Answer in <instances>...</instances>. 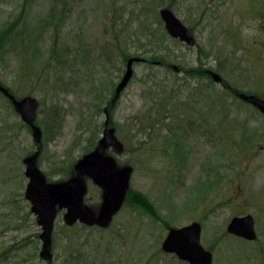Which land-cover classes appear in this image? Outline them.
I'll return each instance as SVG.
<instances>
[{
    "label": "rangeland",
    "instance_id": "374dc122",
    "mask_svg": "<svg viewBox=\"0 0 264 264\" xmlns=\"http://www.w3.org/2000/svg\"><path fill=\"white\" fill-rule=\"evenodd\" d=\"M257 3L264 0H0V85L38 101L36 164L49 183L71 178L97 145L126 60L165 63L134 64L109 114L123 152L107 154L133 169L122 209L106 229L67 226L59 212L51 264H172L161 250L167 229L192 222L201 224L213 264H264V117L237 96L264 97V7L258 12ZM162 9L195 45L166 33ZM200 67L232 91L183 71ZM95 85L106 90L100 98ZM197 115L198 122L187 120ZM35 152L31 130L0 96V264H47L24 197L22 161ZM86 187L85 203L96 213L101 191L90 181ZM246 215L253 242L226 233L233 217Z\"/></svg>",
    "mask_w": 264,
    "mask_h": 264
},
{
    "label": "water",
    "instance_id": "95a60500",
    "mask_svg": "<svg viewBox=\"0 0 264 264\" xmlns=\"http://www.w3.org/2000/svg\"><path fill=\"white\" fill-rule=\"evenodd\" d=\"M160 18L165 30L172 38L186 44L192 43L193 39L188 34L186 27L170 10H160ZM141 61L144 60L130 58L127 61L125 73L115 88L114 99L110 107L104 111L106 120L101 138L95 148L82 156L73 166L74 175L61 183H48L36 164L42 143V132L36 125L38 101L32 97L16 99L8 89L0 85V93L11 102L21 121L29 127L36 145V152L22 161L24 176L28 180L24 196L30 203L31 213L36 216L37 225L41 228L39 256L47 264L52 263V231L58 210H65L63 221L67 226L80 222L85 226L106 228L122 207L133 169L129 166L118 168L115 159L107 154L110 148L118 154L123 152V144L116 138L115 130L108 126L109 114L115 100L131 80L133 64ZM155 64L162 65L160 62ZM172 68L179 71L176 66H172ZM210 75L214 82L223 83L217 73L211 72ZM237 96L242 101L251 103L264 114V100L252 95L239 94ZM86 179H89L102 192V201L96 213L84 204ZM226 232L247 241L256 239L254 221L249 215L232 218L226 227ZM200 238L201 225L197 222L182 228L169 227L161 243V250L165 254L175 255L186 264H212V254L202 246Z\"/></svg>",
    "mask_w": 264,
    "mask_h": 264
},
{
    "label": "flooded vegetation",
    "instance_id": "af4514ba",
    "mask_svg": "<svg viewBox=\"0 0 264 264\" xmlns=\"http://www.w3.org/2000/svg\"><path fill=\"white\" fill-rule=\"evenodd\" d=\"M214 2L216 1V0H213ZM213 1H211V3L213 2ZM254 1H259V2H261L262 0H254ZM209 5H211V4H209ZM248 7H250V6H248ZM264 7V4L263 3H257V4H255V6L253 7L254 9H256L258 12H261V11H263L262 10V8ZM186 29H187V31H188V33L191 35V33L189 32V30H188V28L186 27ZM192 44L193 45H195V40L193 39V41H192ZM259 46H261V43H259ZM127 62V61H126ZM126 62H125V64H126ZM144 63H150V61H147V62H144ZM168 65V64H167ZM170 68V67H169ZM168 67H166V69H169ZM172 69V68H171ZM183 69L181 68V70H180V72H187V74H189L190 72H193V73H197L199 76H204L206 79H211V81L213 80L212 79V77H211V75H210V73H211V71L212 70H210V69H208V68H201L200 67V69H192V70H183ZM214 73H217L215 70H214ZM221 77V76H220ZM222 84H220V83H217L220 87H222V89L224 90V91H226V92H230V91H232V87L230 86V85H228L226 82H224V80L222 79ZM216 83V82H215ZM211 86H212V83H210V84H208V87H206V88H209V89H211ZM248 95H254V96H256V97H258V98H261V97H259L258 95H256V94H248ZM263 96V95H262ZM262 99V98H261ZM247 104H249L253 109H255L249 102H247ZM255 111H257V109H255Z\"/></svg>",
    "mask_w": 264,
    "mask_h": 264
},
{
    "label": "trees",
    "instance_id": "16d2710c",
    "mask_svg": "<svg viewBox=\"0 0 264 264\" xmlns=\"http://www.w3.org/2000/svg\"><path fill=\"white\" fill-rule=\"evenodd\" d=\"M55 47L56 48H61L60 47V45L58 44V43H55ZM123 57H126V55H125V53L123 52ZM156 60V59H155ZM154 60V61H155ZM160 60H162V59H160L159 58V61ZM83 65H84V63H83ZM85 67V66H84ZM83 67V68H84ZM101 87H102V85L101 86H93L92 87V91H93V93H96L97 95H95V96H97V98H100V96H101V94L102 93H104L106 90H102L101 89ZM101 89V90H100ZM98 90H100V92H98ZM10 93L12 94V95H14L11 91H10ZM113 93H114V91H113ZM199 113V112H198ZM201 117V116H200ZM192 119H196V122H198L197 120L199 119V116L197 115L195 118H187V120H189V122H190V120H192ZM174 134V133H173ZM170 257H171V261L173 262V263H176V264H184L183 262H181V261H179L175 256H172V255H170ZM175 260V261H174ZM172 263V264H173Z\"/></svg>",
    "mask_w": 264,
    "mask_h": 264
},
{
    "label": "bare ground",
    "instance_id": "6f19581e",
    "mask_svg": "<svg viewBox=\"0 0 264 264\" xmlns=\"http://www.w3.org/2000/svg\"><path fill=\"white\" fill-rule=\"evenodd\" d=\"M0 96H2L3 98H5L1 93H0ZM6 100H8L7 98H5ZM9 101V100H8ZM10 102V101H9ZM11 103V102H10Z\"/></svg>",
    "mask_w": 264,
    "mask_h": 264
}]
</instances>
